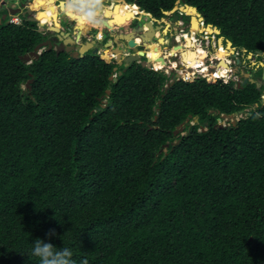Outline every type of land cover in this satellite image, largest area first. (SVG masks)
I'll list each match as a JSON object with an SVG mask.
<instances>
[{
  "label": "trees",
  "instance_id": "16d2710c",
  "mask_svg": "<svg viewBox=\"0 0 264 264\" xmlns=\"http://www.w3.org/2000/svg\"><path fill=\"white\" fill-rule=\"evenodd\" d=\"M125 1L160 20L178 0ZM186 2L262 59L264 0ZM44 41L37 23L0 25V264H40L37 239L75 264H264V88L199 78L165 95L170 78L137 63L22 60Z\"/></svg>",
  "mask_w": 264,
  "mask_h": 264
},
{
  "label": "flooded vegetation",
  "instance_id": "af4514ba",
  "mask_svg": "<svg viewBox=\"0 0 264 264\" xmlns=\"http://www.w3.org/2000/svg\"><path fill=\"white\" fill-rule=\"evenodd\" d=\"M120 1L121 0H112L108 4L109 10L110 11H115L116 7H113V6H110V5H114V3H121L122 4V2H120ZM33 3H36V1L33 0ZM46 3H48V2H46ZM10 4H12V7L9 6ZM34 5L35 4H32V2L30 3L29 0H16V1L15 0H0V20H1L0 25L5 24V23H12L11 22L12 20H15L13 23L17 24V25L18 24L19 25L22 24L24 21H29V19H31V18H35V19L41 20L39 17H37L38 13H37V11L35 9L38 6L37 5L34 6ZM30 8H32V13L31 14L27 13ZM18 11H20V12H18ZM16 12H18V13H16ZM120 12L121 11H119L117 13V15ZM12 13H15V14H12ZM24 13H27V14L24 16ZM58 14H59V11H58ZM133 14H134V12H133ZM153 18L154 17H153L152 14L149 15V14L144 13V16H139L137 18H134L136 20L133 19L134 20L133 24H136L135 27H137V24H138V26H143V27L148 28L149 30L144 31L146 33H151L154 30L156 39L154 40V42H153L154 44H152V46H157V48H155V49L151 48L150 47L151 44H149V40H148V41H146V43H141L137 47V51L130 50V49L126 50V48H127L126 47V42L125 41H123V42L118 41V43L120 42V43L124 44L123 52L127 51L124 54L133 55V54H138L139 52H143L144 56H142L140 58V63H141L142 66H143V64H145L147 68L155 67V62L152 61V59L149 56L150 53L158 52V54H160V57H158L157 59L166 58L165 57L166 54H168L169 50L172 47V45H169L168 42L177 43V40H175V32H176V30H175L174 23H172V19L170 20L169 18H165V20H161V22L155 21V26L153 27V30H151V28L149 26L145 25V24H147L151 20H155ZM194 18H196V17H193V19ZM58 19H59V24H60L59 27H58L59 31H52L55 28H57L55 24H50L49 23L47 26H45L42 29L40 27V24L37 23L38 26H39L40 31L46 36V41H48V42H50L52 44V46H53L52 50H55L56 53H57L58 50H60V51H62V53H67L71 57H73L72 55L75 53L76 50L87 49V48L90 47L88 53H86L85 56H87L89 54H92L94 49L98 48V53H100L101 56L109 57V56H112L113 55V51L115 49H117V45L115 44V41H116L115 39L121 34L116 33L115 30L111 31L110 29H107L109 27L104 26L102 28V30L101 29H90V30H87V31H80V32L76 33L75 32V27L76 26H75L74 23L69 22L66 19H62V18H58ZM107 19H113V18L107 16ZM166 19H168V20H166ZM116 20H117V26H119V23H120L119 17H116ZM112 23L114 24V27H115L116 23L115 22H112ZM158 26H160L161 29L157 28ZM184 26H187L186 21L184 22ZM135 27H134V25L132 27H129L130 31L126 32V34L131 33L132 30ZM191 28H192V30H191L190 33L192 35H195L197 38H199L200 37L199 36L200 35L199 30H202V28L200 26V23H199V30L198 31L194 30V25H192ZM183 30L184 29H181V31H183ZM185 30H187V32L190 31V30H188L187 27L185 28ZM112 34H114L117 37L113 38L111 36ZM158 35H160V38L158 37ZM69 38H71L72 42L74 40L75 44H73V45L70 44L71 42H70ZM83 38H85L86 40L83 41ZM145 38H148V36H145ZM161 40L163 41V44H160ZM183 40H184V42H186V39H183ZM46 41H44V42H46ZM109 42H112V47H110L109 49H106L105 46ZM180 43H183V41H180ZM70 46H73L74 50H72V51H70L68 53V50L70 49ZM48 48H49V46H47L42 51V53L44 51H49ZM216 49H217V57L220 59V61H217L215 65H219L220 66L221 62L224 61L225 59H226V61L229 64V62H230L229 58L233 59L235 57V61L232 60V62L229 64L230 65V70H231V71H229V74H230V78L232 80H234L233 79L234 76H238L240 78V81L234 80L236 82L238 88H240V87L246 85L247 83H249L250 82V78L254 79L255 81H260L262 83L260 88L257 87L258 89L264 88L263 72H262V76L258 79L256 77H254L253 73L250 70H248V72L250 73V78L247 79L244 76V74L246 73V72H244V67L241 66V65H243L242 64L243 62H244V64H246L245 60H241L240 58H238L236 56L235 53H233V52L231 53V51L230 52H227L225 50L222 51L219 48V46ZM233 49H234V47H233ZM179 52L181 53L179 55V61H181L183 63L182 54L184 53V51H183V49H181ZM208 52L209 53H208L207 62H208V65H210V61L212 60L211 58H214V55H213V51H208ZM227 54H228V56H227ZM174 55H175V53H174ZM239 56H241V55H239ZM252 56L254 57L255 55L252 54ZM203 57H205V56L203 55ZM79 58H81V56ZM255 58L257 59L256 63H252L251 62V64L248 67L249 68L251 67V70H252V66L254 64V67H253V71L254 72L257 73L260 67H262L263 71H264V64L262 63V61H264V55L262 56V59H260V60L256 56H255ZM233 62H235V63H233ZM169 65H171V62H170V64H168V67H169ZM245 80H247L248 82L245 83ZM263 95H264V90H263Z\"/></svg>",
  "mask_w": 264,
  "mask_h": 264
},
{
  "label": "clouds",
  "instance_id": "9594fccd",
  "mask_svg": "<svg viewBox=\"0 0 264 264\" xmlns=\"http://www.w3.org/2000/svg\"><path fill=\"white\" fill-rule=\"evenodd\" d=\"M47 2L53 8L58 9V11H59V17L58 18L66 19L69 22H72V23L75 24V26H76L75 27V32L76 33L80 32V31H87V30H90V29H101V28H103L104 23H105V21L107 19V13L109 11V8L107 6L106 0H47ZM131 5H137V4H131ZM187 6L188 7H192V8H196L194 6L189 5L187 2L186 3L181 2L180 5H179V7H178V10L175 13V14H177L179 16V21L176 22V23L173 22V18H174L173 15H169V16L166 15L170 20L172 19V23H174L175 30H176V32H175V40H177L179 42V43L173 42V45H172L171 49L169 50L168 54H166V56H165L166 58H163L165 60L166 67L164 69H157L156 67H153V68L150 67V68H148V69L153 70L155 72H162V73L166 74L170 78L169 84L167 85V87L170 85L171 82L174 81V84H175V82L176 81H179V80H182L184 82H194L196 79L202 78V79H206L208 82H210L207 79V77L204 75L205 73H203L202 71H201V73H199L200 75L198 74V76H196L194 78V80H192V81H190L189 79H186V77H185L186 75L184 74V70H181L180 71V69H182V68L183 69H191V70H194V69H196V66H199L201 64H204L205 65V62L208 60L207 59L208 58V53H209L208 51H210V48L211 47L213 48V46H212L213 37H215V39H217V37H216L217 34H215V33L214 34H210V33H208L206 31V28L208 26H211V25H207L206 24V21H205L204 17L199 12V10L196 8L198 10V13L201 15V17L198 15L197 19H199V18L202 19V21H199V23H200V26H201L203 32H200L199 31V33L201 34L199 38H197L196 36H194L193 43L197 46V48H202L207 53V56H206V58L204 59V61L202 63H198L196 65H193V66L189 67V68H187V65L184 63V59H183V63L181 61H179V55L181 54L179 51L182 48L181 45H184L185 44V42L183 40L184 38L183 37L181 38V36L184 35V34H186V33L191 34L190 31L192 30L191 27H192V24H193L192 23V20H191V19H193V17L187 15L185 11L180 10L181 7L185 8ZM140 10L143 12V14L146 13L141 8H140ZM146 14H149V13H146ZM149 15H151V14H149ZM137 17L138 16H136L135 18H137ZM182 17H184L187 20H181ZM153 19H155V20H151V22L153 23V27L155 26V21L161 22V20H165V18H162L160 20L159 19H156V18H153ZM189 19L191 20L190 23H189ZM185 21L187 23V26H184V22ZM117 27L118 26H116L115 28H117ZM137 27H139V26H137ZM186 27L188 29H190L189 32H187V30H185ZM181 29H184V30L181 31ZM179 32H181L180 35L178 34ZM119 34H121V33H119ZM125 34H121V35H125ZM141 35L144 36L145 34L144 33H140V35H136V37L141 36ZM206 35H209V39H210L209 47H206V45L204 43V41L206 40L205 39V36ZM202 37H203V39H200ZM180 38H181V40H180ZM180 41H183V43H180ZM168 43H169V45H171L170 42H168ZM140 44H138V46ZM123 46H124V44H123ZM123 46H122V49H123ZM175 47H179L180 48L179 51H178V53H177V56L170 57L168 59V56H170L171 51L174 50ZM215 47H218V46H215ZM220 47H221V45H219V48ZM127 48H126V50H129V48L128 49ZM222 48H224V47L222 46ZM222 48H220V49H222ZM106 49H109V48H106ZM182 49H185V52L184 53H186V52H188L190 50V49H187L186 47H183ZM130 50H135V49H130ZM192 50L195 52L194 49H192ZM136 51H137V49H136ZM126 52H122V59L127 58L128 56H130V54H124ZM93 55H99V56H101L100 53L93 54ZM239 55H241L240 52H239ZM250 56H252V54H250ZM81 58H84V57H81ZM109 58H113L116 61L117 55L113 53V55L112 56H109ZM172 60H174V61L172 62ZM169 61L171 62V65H169V67H168V64H170ZM214 61H215V59H212L210 61L211 65H206V67H208V66L210 67L208 73L211 72V74H212L213 72H216V70H215L216 66L214 67L213 64H216L217 61L215 63H214ZM218 61H220V60H218ZM157 62H159V61H157ZM137 64H141V63L138 62ZM132 65H130V66H132ZM155 65H156V63H155ZM174 65H176V67H173V69H171V66H174ZM116 68H118V70H117V72H115V71L114 72L118 76H120L119 75V72H122V71H119V66L116 67ZM168 69L170 70V72L168 71ZM165 70H167V71H165ZM117 75H113L112 77H116V79H117ZM225 79L226 78H221V77L220 78H217V79H215V83L218 82V81H224ZM232 81H234V80H232L230 78V80H227L225 82L226 83H229V82H232ZM262 99H263V97H262ZM105 102L107 103L106 100L103 101V103H105ZM219 122H220V120H219ZM181 134H182V136H184L187 133H185V131H183V133H181ZM46 235L49 238L54 237L56 235L55 230L54 229L49 230V232ZM31 255L34 256V257L39 258L40 264H75V261L72 259L73 253H72L71 249H69L67 247H63L62 249L56 248L53 244L46 243L42 239H37L35 241L34 245H32ZM82 264H87V261L86 260L85 261H82Z\"/></svg>",
  "mask_w": 264,
  "mask_h": 264
},
{
  "label": "water",
  "instance_id": "95a60500",
  "mask_svg": "<svg viewBox=\"0 0 264 264\" xmlns=\"http://www.w3.org/2000/svg\"><path fill=\"white\" fill-rule=\"evenodd\" d=\"M120 2H122L123 4H126V5H131V4H128L127 1H125V0H121ZM181 2L186 3L185 0H178V1H177V5H176V7H175L172 11H170V12H165V15H167V16H169V15H173V17H174V18H173V22H174V23H176V22L179 21V16H178L177 14H175V13H176V11L178 10V7H179V5H180ZM9 6L12 7V4H10ZM182 8H183V7H182ZM186 8H190V9L194 10L196 13H198V10H197L196 8H192V7H188V6H187ZM41 9H43V8L40 7V10H41ZM183 9H184V8H183ZM18 12H20V11H18ZM18 12H16V13H18ZM27 13L31 14V13H32V8H30V9L28 10ZM27 13H24V16H25ZM12 14H15V13H12ZM198 15L201 17V15H200L199 13H198ZM5 17H6V16H5ZM5 17H4V18H5ZM58 17H59V15H57V18H58ZM58 20H59V19H58ZM29 21H30V22H34V23H39V24H40V27H41L42 29L45 27L44 25H41L39 19L31 18V19H29ZM0 22H1V20H0ZM112 22H115V23H116V25H115V27H116V26H117V20H116L115 18H114V19H106L104 25H108V26H110V28H108V29H110L111 31H114V30H115V27H114V24H113ZM55 25H56V24H55ZM58 25H60V24L58 23ZM147 25H149V27L151 28V30H153V23H152L151 21L148 22ZM111 26H112L113 28H111ZM56 29H57V30H56ZM207 29L211 31L210 34H214V33L217 34V35L220 34V30L217 29V28H215V27L208 26V27L206 28V30H207ZM143 30H144V27H143V26H139V27L134 28V29L132 30V32L129 33V34L119 35L118 37L115 36L114 34L111 35L113 38H116V37H117V38L115 39V40H116V41H115V44L117 45V49H115V50L113 51V53L117 55L116 62L118 63V66H119V67H122V66L124 67V70H123L122 72H119V75H120V76H121L124 72L127 71V68H128L130 65H132V64H134V63H138V62H140V58H141L142 56H144V53H143V52H139L138 54L130 55V56H128L127 58L122 59V52H123L122 46H123V43H120V42L118 43V41H121V42L125 41V42L127 43L126 46H127L129 49H135V50H136L138 44L136 43V41H135L134 38L136 37V35H140V33H144L145 35H144V36L141 35V37H144V38H145V36H148V39L146 38V41L149 40V44H151L150 47H153L152 44H153V42H154V40H155V32H154V30H153L151 33H146V32H144ZM52 31H59V30H58V28H55V29L52 30ZM68 36H69V35H68ZM69 40H70V42H71L70 44H72V45L75 44V41H74V40H73V42H72L71 38H69ZM85 40H86V39L83 38V41H85ZM219 41H221V39H220ZM145 43H146V42H145ZM227 44H228V45H232V43H231L230 41H228ZM47 46H49V48H48L49 51L53 49V46H52V44H51L50 42H48V41L43 42V43L39 44V45L34 49V51L31 52L29 55H25V56H23V57H22V60L25 61L26 63H31L33 58H34V59H39L40 56H41V54H42V51H43ZM105 47H106V48H110V47H112V42H109L108 44H106ZM89 48H90V47H89ZM89 48H87V49H79V50H76L75 53H74L72 56H73L74 58H76V59L79 58L80 56H81V57H84V56L86 55V53H88ZM128 48H127V49H128ZM72 50H74V47H73V46H70V49L68 50V53H69L70 51H72ZM86 51H87V52H86ZM61 53H62V51H60V50L57 51V55H60ZM93 54H98V48L94 49ZM156 61H159V62H161L162 64H165V60H164L163 58H159V59H157ZM225 64H226V63H225ZM143 67H146V65L143 64ZM229 69H230V68H229ZM117 70H118V68H115V69H114L115 72H117ZM234 71H235V70H234ZM244 76H245L247 79L250 78V74H248V73H245ZM263 78H264V71H263ZM111 80H114L115 82L117 81L116 77H112ZM247 82H248V81L245 80V83H247ZM250 82L253 83V84H256V86L259 87V88H260L261 85H262V83H261L260 81H255L254 79H251V78H250ZM32 83H33V80L28 81L26 87H28L29 89H31V84H32ZM172 85H174V81L171 82L170 85H169L168 87H166L165 95L168 93V90H169L170 86H172ZM110 94H111V91L108 90V91H107V95H110ZM165 95H163V97H164ZM105 104H106V102H105ZM262 105L264 106V98L262 99ZM104 107H105V106H104ZM240 113L243 114L244 111H241ZM240 113H236V114H234V115H238V114H240ZM234 115H229V116H227V115H222V116H221V119H222V117L229 118V119L233 120L232 123L235 125V124L237 123V121H235V119H234ZM221 119H220V121H221ZM198 122H199V118H196V119H195V123L197 124ZM186 123H190V119H188V120L186 121ZM186 123L181 124V125L177 128V130L174 132V135L178 136L179 134L183 133ZM219 127H220V128H224L225 126L219 124ZM202 131H206V129L203 128ZM189 133H190V130L188 131L187 135H188ZM180 142H181V140H178L177 142L173 143V146L179 145ZM169 147H170V144H166V145H165V150L168 149ZM163 150H164V149H163ZM251 240H252V238L250 239V241H251Z\"/></svg>",
  "mask_w": 264,
  "mask_h": 264
},
{
  "label": "rangeland",
  "instance_id": "374dc122",
  "mask_svg": "<svg viewBox=\"0 0 264 264\" xmlns=\"http://www.w3.org/2000/svg\"><path fill=\"white\" fill-rule=\"evenodd\" d=\"M16 1V0H15ZM30 1V3L32 2V4H35L34 6H41V4H37V0H35L36 1V3H33V0H29ZM112 0H106V3H107V6H108V4L111 2ZM116 2V1H115ZM45 6L46 7H52V6H50V5H48V3H46L45 4ZM110 6H113V7H116L115 8V11H108V13H107V16L108 17H112L113 19L115 18L116 19V17H119V15H117V13L120 11V10H122V8L119 6V4L118 3H114V5H110ZM109 6V7H110ZM38 7H36L35 9H36V11H37V17H39L40 19L43 17V14L41 13V11H39L38 9ZM123 9H124V14L123 15H129V14H131V12H130V10H132V8H129L130 10L129 11H127V6H125V7H123ZM121 13H122V11H121ZM136 17V15H131L129 18H127V19H121L120 18V20H121V22H120V25H119V27H117V28H115V31H116V33H121V34H124V33H126V32H129L130 31V29H129V27H132L133 25H134V27H135V25L136 24H133L134 23V20H136V19H134ZM43 19V18H42ZM134 19V20H133ZM166 20H168V19H166ZM181 20H187V19H185L184 17H182L181 18ZM192 20V23H193V19H191ZM191 20L189 19V23L191 22ZM59 21V20H58ZM131 22V23H130ZM130 23V24H129ZM141 23V22H140ZM66 24V23H65ZM145 25H147V24H145ZM137 26H138V24H137ZM147 26H149V25H147ZM189 27V26H188ZM157 28H159V29H161V27L160 26H158ZM101 30H102V28H101ZM188 30H190V29H188ZM45 31V30H44ZM43 31V32H44ZM185 33V32H184ZM179 35L181 34V32H179L178 33ZM189 34V33H188ZM201 35V34H200ZM199 35V36H200ZM217 37V36H216ZM200 39H203V37L202 38H200ZM221 39V42L219 41ZM204 43H205V45H206V47L208 46V43L210 44V42L206 39L205 41H204ZM160 44H163V41L161 40V42H160ZM171 45H173V42L171 43ZM219 45H221V47L223 46L224 48V50L225 51H227V52H230L231 51V53L233 52V53H235L236 54V56L238 57V58H240L241 60H245V62H246V64H244V62L242 63L243 65H241L242 67H244V72H246V73H249L248 72V70H250L252 73H253V75H254V77H256V78H260V75L259 74H257L256 72H254L253 71V67H254V64H253V66H252V70H251V67L249 68L248 66L251 64V62L252 63H256V61H257V59L255 58V56L253 57V56H245L244 54H242L241 53V56H239V52H238V50H236L235 48L233 49V46L231 45V46H229L227 43H225V41H224V39L223 38H218L217 37V39H215V37H213V41H212V46H213V48L211 47L210 48V51L212 50L213 51V55H214V58H211V59H215V61H214V63L216 62V61H218V60H220L218 57H217V47H215V46H219ZM220 47V48H221ZM175 50V53H178V49H174ZM220 50V49H219ZM136 51V50H135ZM205 56V58H206V55L207 54H201V53H198L197 54V57H199V56ZM176 56H177V54H176ZM158 57H160V54H158L157 55V57H156V60H157V58ZM227 57V56H226ZM225 57V58H226ZM230 60V62H229V64L232 62V60L233 61H235V57L232 59V58H229ZM174 60H172V62H173ZM197 61V60H196ZM263 62V64H264V61H262ZM156 63H157V61H156ZM226 63V64H225ZM233 63H235V62H233ZM228 64V62L226 61V59L224 60V62H222L221 64H220V66L219 65H215V64H213L214 65V67L216 66V68L217 69H222V68H228V70H227V72H228V75L227 76H225V77H221V78H226L224 81H227V80H230V74H229V67H230V65ZM158 65H160V64H158ZM205 65H208V62L206 61L205 62ZM210 65H211V63H210ZM157 66V65H156ZM209 67V66H208ZM210 68V67H209ZM181 70H184V74L186 75L185 77H186V79H189L190 81H192V80H194V78L196 77V76H198V74L199 73H201V71H202V69H200V68H196V69H194V70H189V69H180V71ZM214 70V69H213ZM165 71H167V70H165ZM168 71L170 72V70L168 69ZM215 71V70H214ZM189 73V74H188ZM207 74V75H206ZM250 74V73H249ZM200 75V74H199ZM206 77H207V79L211 82V83H215V79H217V78H215L214 80H213V75L211 74V72L210 73H205L204 74ZM233 79L234 80H238V81H240V78L238 77V76H234L233 77ZM24 89H26V86H24L23 87ZM247 117V115H246V112H244L243 114H238V115H234V119H235V121H239V120H241V119H244V118H246ZM232 121L233 120H231V119H229V118H225V117H222V119H221V121L219 122V124H221V125H223V126H229L230 125V123H232ZM194 124H196L195 123V120L194 121H192V122H190V125L192 126V125H194ZM233 124V123H232Z\"/></svg>",
  "mask_w": 264,
  "mask_h": 264
},
{
  "label": "bare ground",
  "instance_id": "6f19581e",
  "mask_svg": "<svg viewBox=\"0 0 264 264\" xmlns=\"http://www.w3.org/2000/svg\"><path fill=\"white\" fill-rule=\"evenodd\" d=\"M37 3L38 4H41V6L38 7L39 8L38 10L41 11V13L43 14V17H42L43 19L41 18V20H39L40 23H41V25L47 26L49 23L50 24H56V27L58 28L59 27V25H58L59 21H58V18H57V15H59L58 14V10L56 8H53V7H46L45 6L46 2L44 0H37ZM121 5H122V13L119 16V20H120V18L122 19L124 16H126V14L123 15L124 14L123 7L127 6V11L129 10V8H132V10H133V7L131 5H126V4H123V3ZM40 7H42L43 9L40 10ZM134 15H136L138 17L139 16H144V14L142 12H138V11L137 12H134ZM187 15L193 16L192 13H187ZM120 22H121V20H120ZM119 25H120V23H119ZM192 25H194V30H196V31L199 30V22H198L197 18H194L193 19V24ZM104 26L110 28V26H108V25H104ZM146 30H149V29L146 28V27H144V30L143 31H146ZM199 31L200 32H203V30H199ZM194 36L195 35L188 34V33H186V34H184V35L181 36V38L183 37L184 39H186L185 44L184 45H181L182 48L183 47H186L187 49H190L188 52L183 53V55H182L183 56V59H184V63L187 65V68H189V67H191L193 65H196L198 63H202L204 61L205 57H203V56L197 57V54L198 53L207 54L202 48H197V46L193 43ZM158 37L160 38V35H158ZM181 38H180V40H181ZM135 41H136L137 44L145 43L146 42V38L141 37V36H138V37H135ZM177 43H179V42L177 41ZM229 46H231V45H229ZM151 48H154L155 49V48H157V46H153ZM175 49H178L179 50L180 48L179 47H175ZM192 49H194L195 52ZM221 50L223 51L224 49L222 48ZM183 51L185 52L184 49H183ZM174 53H175V50H172L170 56H168V59L170 57H175V55L177 53H175V55H174ZM157 55H158V52H152V53L149 54L150 58L155 63H156V61H155L156 58L155 57H157ZM227 56H228V54H227ZM222 62H224V61H222ZM158 64H160V65H158ZM156 65H155V67L157 69H164L166 67V65L165 64H162L161 62H157ZM173 67H176V65L171 66V69H173ZM196 68H201L203 73H208V71L210 69L209 67H206V65H204V64H201L199 66H196ZM215 70H216V72H213L212 73L213 76H214L213 79L220 78V77H216L215 76V73H217L219 75H222L223 77H225V76L228 75V72H227L228 68H222V69L215 68ZM229 71H231V70L229 69Z\"/></svg>",
  "mask_w": 264,
  "mask_h": 264
},
{
  "label": "built area",
  "instance_id": "2783aa9c",
  "mask_svg": "<svg viewBox=\"0 0 264 264\" xmlns=\"http://www.w3.org/2000/svg\"><path fill=\"white\" fill-rule=\"evenodd\" d=\"M15 20H12L11 22L13 23ZM207 34V33H206ZM205 39H207L209 42H210V39H209V35H206L205 36ZM207 47H209V43H208V46ZM263 98H264V95L262 96Z\"/></svg>",
  "mask_w": 264,
  "mask_h": 264
},
{
  "label": "crops",
  "instance_id": "0c3cea01",
  "mask_svg": "<svg viewBox=\"0 0 264 264\" xmlns=\"http://www.w3.org/2000/svg\"><path fill=\"white\" fill-rule=\"evenodd\" d=\"M45 2H47V0H44Z\"/></svg>",
  "mask_w": 264,
  "mask_h": 264
}]
</instances>
